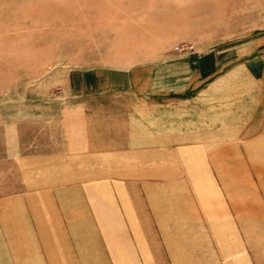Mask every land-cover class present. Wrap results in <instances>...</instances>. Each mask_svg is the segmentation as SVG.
Returning a JSON list of instances; mask_svg holds the SVG:
<instances>
[{"label":"crops","instance_id":"1","mask_svg":"<svg viewBox=\"0 0 264 264\" xmlns=\"http://www.w3.org/2000/svg\"><path fill=\"white\" fill-rule=\"evenodd\" d=\"M242 3L236 34L36 77L0 126V264H264V0Z\"/></svg>","mask_w":264,"mask_h":264},{"label":"rangeland","instance_id":"2","mask_svg":"<svg viewBox=\"0 0 264 264\" xmlns=\"http://www.w3.org/2000/svg\"><path fill=\"white\" fill-rule=\"evenodd\" d=\"M251 6L242 0H0V126L28 110L31 84L51 67L120 65L159 43L182 42L185 50L204 45L236 34L237 11ZM259 227L253 238L264 252L263 216Z\"/></svg>","mask_w":264,"mask_h":264},{"label":"built area","instance_id":"3","mask_svg":"<svg viewBox=\"0 0 264 264\" xmlns=\"http://www.w3.org/2000/svg\"><path fill=\"white\" fill-rule=\"evenodd\" d=\"M181 47H182V46H180V48H179V46H175L174 49H175V50H177V49H181ZM187 49H190V47H188Z\"/></svg>","mask_w":264,"mask_h":264}]
</instances>
